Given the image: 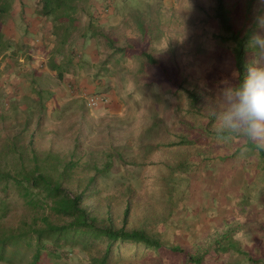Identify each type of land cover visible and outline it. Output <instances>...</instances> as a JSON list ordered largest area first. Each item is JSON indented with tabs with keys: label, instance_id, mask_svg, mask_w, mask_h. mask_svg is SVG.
Listing matches in <instances>:
<instances>
[{
	"label": "trees",
	"instance_id": "1",
	"mask_svg": "<svg viewBox=\"0 0 264 264\" xmlns=\"http://www.w3.org/2000/svg\"><path fill=\"white\" fill-rule=\"evenodd\" d=\"M14 1L0 0V13H7ZM122 1L137 6H126L130 9L126 16L131 20L130 32L104 25L113 0H41V14L53 22L51 59L40 68L34 57L25 53L21 66L15 67L12 59L6 67L5 74L10 73L17 80L32 82L29 77L33 81L37 78V86L33 88L34 101L31 98L32 104L27 105V114L20 109L22 116L0 115V264H70L78 252L84 254L85 264H165L162 251L166 250L187 255L188 264H202L206 252L193 256L179 245L168 244L169 234H175L177 228L175 212L179 203L191 201L198 186L204 196L206 192L211 194L209 200L213 204L225 199L234 209L240 207L248 218L258 222L261 235L264 234V219L258 218L264 209L260 208L264 206V151L257 153L242 139L219 143L212 133L218 94L230 86V80L226 82L219 75L211 90L202 85L205 77L191 80V74L200 71V55H209L197 50L207 37L214 44L211 55L215 63L229 55L233 85L242 82L253 59L248 41L254 30V17L264 13V8L259 6V0H186L178 10L172 9L176 26L166 29L160 15L162 0ZM85 13L93 19L92 23L98 24L96 33L104 47L105 62L111 65V76L116 78L114 89L131 116L110 119L123 126L109 129V135L123 138L124 126L130 123L127 139L134 141L128 140L124 147L135 144L140 154L143 150L147 154L154 151L160 157L156 163L143 164L158 169L159 174L151 177L158 189L146 199L138 198L130 180L122 183V194L102 195L101 177L112 170L115 162L138 165L127 159L123 150L127 148H122L121 142L110 145L102 168L94 161L84 166L89 167V172L79 174L81 158L77 152L81 148L91 154L100 150L92 134L97 122L92 120L84 98H74L72 93L57 98L55 94L62 90L60 85L70 74L72 78L76 76L80 66L83 55L79 46L84 35H74L82 32L79 15ZM212 24L216 27L208 37ZM186 30H190L192 43L182 48L181 55L196 61V65L185 66V60L177 61L180 48L170 44L166 52L172 55L167 58L157 45L172 40L169 32ZM118 55L121 60L115 62ZM210 64V60L208 64L202 59V66ZM122 65L125 67L117 71V66ZM172 66H177L176 72H169ZM0 74L4 76L3 71ZM162 76L164 79H159ZM42 77L52 80L46 83ZM72 78L67 80L70 87L74 86ZM156 80L173 84L168 93L173 91L170 97L174 102L170 97L166 98L168 103L162 101V93L157 97L152 94ZM13 83L8 86L14 88ZM7 88L0 93L4 94L1 101L15 103V96ZM69 90L76 91L73 87ZM19 91L18 96L23 99L25 95ZM70 101L79 107L59 126L63 131L57 126L45 127L44 116L66 109ZM135 111L143 113L135 116ZM35 114L36 125L32 128L31 116ZM260 192L255 200L253 196ZM223 224L226 233L212 239L211 247L222 253L242 254L248 261L245 264H260L241 250L242 241L255 239L252 225L243 223L234 228L235 220H225ZM203 233L198 231L194 236L200 238ZM220 238H225V244H219Z\"/></svg>",
	"mask_w": 264,
	"mask_h": 264
},
{
	"label": "rangeland",
	"instance_id": "2",
	"mask_svg": "<svg viewBox=\"0 0 264 264\" xmlns=\"http://www.w3.org/2000/svg\"><path fill=\"white\" fill-rule=\"evenodd\" d=\"M162 1L165 6H167V4L170 5V8L165 9L166 11L163 12V15L161 17L164 20V24H165L164 28L166 29L174 28L176 26V22H174V20L172 19V15L174 16L172 9L174 11L178 10L179 7H182V5L186 2V0H162ZM81 6L83 7L84 4H82ZM259 6L264 8V4L261 3V0H259ZM41 11H42L41 0H15L12 3L9 11H7V13L4 14L0 13V38L1 39L3 38V41L6 40V42L2 46L5 47L9 46L11 51H13L12 53L4 52L3 54L4 55L9 54L11 55V57L13 56L12 59L14 60H12L13 61L12 64L15 67L21 66L23 64V60L20 61V57L31 48L30 45H33L35 47L36 44L34 43V41L36 40L35 37L37 35L35 33V30L37 28H40L41 30L42 27L47 28L48 23L51 21L49 18L43 16L41 14ZM79 16L82 17L81 14ZM210 26H208V28L210 27V30L207 33L208 37H210L209 35L210 33H212L211 30L214 27H216L215 24H212ZM185 27L186 29H190V30L192 29V27L189 28L187 25H185ZM190 30L189 31L186 30L183 33H177L176 31L169 32V35L171 36L170 38L172 40L157 44L158 47L162 49L160 53L167 55L169 56L167 58H170L172 54L166 51L168 50V46L171 44L174 45L175 48H180V51H178V58H177L178 62L185 60V66L193 65V64L196 65V61H193L192 59L188 58L185 55L184 56L181 55L182 48H184V46L187 43H189L188 47L192 43V39H190L192 35L189 33ZM40 47H42L41 49H43L42 45ZM197 50L207 51L210 56L200 55L201 59L198 60V62H199V67H201L202 69L199 68L200 71L191 74L192 81H197L202 77H205L206 81L205 83H202V85L205 86V88H207L208 90H211V87L215 85V84L214 85L211 84L215 83L214 81L217 80L220 75V78L222 79L226 78V82L230 80L227 84L233 85L235 78L232 76L233 66L229 55L224 58L222 57L220 60H218L217 63H215L213 56L211 55L213 54L214 51V44L212 43V41L207 39V37L205 42L204 41L202 42V47ZM43 58L46 59V54ZM82 59L86 61V58L84 56L82 57ZM202 59H204V61L207 62L208 64L210 60L211 62L210 66L209 67L207 65L202 66ZM3 60L4 58L0 56V61H1L0 72L2 71L4 72V76L2 75L0 76V79L2 78L4 80L0 83L1 85L2 84L5 85L6 87L1 86L0 93L5 92L4 90L8 87V91L12 92L13 95L15 96V103L8 104L9 102H7V104H5L4 101H1V96H3L4 94H0V115L1 113H3L5 116H9L8 114H10L11 116L12 115L22 116V113L19 112L20 109H23L22 111L26 113L28 107L27 105L32 104V99L34 98L32 97L33 96L32 91L35 84L31 83L30 81L29 84L27 81L22 82L21 93H23L25 96L23 99L19 98L18 93H20V91L16 87V83H15L17 82V79L11 77L10 73L5 74L6 68H1ZM34 61H39L38 63H40L43 62V59L34 58ZM157 69L158 68H156L155 71L160 72V70L158 69L159 70L158 71ZM168 70L171 73L176 72L177 66H172ZM171 75H175V74H171ZM29 79L32 80L33 78L29 77ZM42 79L46 83H49L52 80V77H42ZM159 79H164V76L160 77ZM12 82L15 83V84L13 83L14 88L9 87L10 85H12ZM172 86L173 84L166 80L163 81L156 80L155 86L152 90V94L154 93V95H156L155 97H157L162 93L163 94L162 96L165 98V99L162 98V101L164 100V102L168 103V100L166 98H169L170 95H172L171 92L173 91H170L168 93V90L172 89ZM169 100L174 102V98L170 97ZM16 106L18 107V109L14 108ZM65 107L66 109L61 111L58 110L53 116H47V117L44 116V120H43L44 126L45 127L57 126V128L59 126L61 127L62 122L67 117L77 113L79 105L77 106L76 103H72V101H70L67 103ZM124 110H123L124 113L122 112L123 114H121L118 117L120 118L131 117L128 114L129 111L128 106L125 104H124ZM103 111L104 110L96 111V109H90L89 111L91 113V117L93 118L92 120H95L97 122L92 134L99 143L100 150H98V152H94L93 154H91L90 152L85 153L86 148H81V150L77 152L81 158V162H80L81 167L79 169V174L84 175L87 172H89L90 171L89 167H87V169H84V166L87 164H93L94 161L97 162L99 168H102L107 162L108 158L106 157V154H108V150L111 147L110 145L119 144V142H121L122 148H127V149H123L124 151H126L125 156L127 157V159L134 160V162L137 163L138 165L136 167L135 166L130 167L115 162V166L112 168V170L108 172L107 175L101 177L100 188L102 190V195L112 197L116 194H122L124 191L122 183L130 180L133 187L135 188V191L137 192L138 198L146 199L148 197H151L152 193L158 189V186H155V182L151 178V177H155V175H159L158 169L154 167H148L143 164H145L146 161L147 163H152V162L156 163L157 161H160V157L154 151L148 152L147 154L145 150H143L145 154L144 153L140 154L135 144L128 147H124V145L127 143L128 140H133V138L127 139V135H128L127 127L130 123L124 126L126 132L124 133L123 138L119 136V139L118 138L114 139L112 135H109V133L111 132L109 131V129L114 130L116 128H121L123 125H117L118 123H115V119L114 122H111L110 119L112 120L113 117H109L108 115H103L102 114ZM143 112L135 111V116L141 115ZM36 114L34 116H31L33 122L32 128H34L36 125V118H37ZM108 123H110V125L106 129V124ZM75 128L77 129V126ZM60 130L63 131V129ZM102 132H104V134H101ZM240 143L241 142H239V144ZM146 156L147 158H145ZM129 170L131 172H129ZM146 176L150 178L147 179ZM218 189L219 187L216 188V191ZM201 190H202L201 187L198 186L191 201H186V202L181 201L179 203L178 210L175 212V221L177 222V228L176 230H174L175 234L173 233L169 234L170 241L168 244L179 245L193 256H195L198 253L206 252L205 253L206 257L203 260L202 264H232V263L245 264L248 261L246 257L242 256V254H238L236 252L232 253L231 251L228 253H222V251H216L215 249H213L210 244L212 239L221 237L226 233L227 227H224L223 224L225 220L228 221L232 220V222H234L235 220L237 224L234 225V228L245 223L252 225L253 229L255 230V239L250 240L246 238L245 241H242L243 245L241 250L250 253V256L252 257L253 260L260 261V264H264V234L261 235V228L258 226V222H255L254 218H248L247 214L245 215L244 212L239 210L241 209L240 207L237 210L234 209V207L229 202H226L225 199L222 200L221 204H213L209 200L211 194L209 192H206L204 193L206 194V196H204L203 194H201ZM262 192L257 193L256 195L253 196V198L255 200L259 199ZM263 202H264V198H263ZM263 207L264 206L260 208ZM258 218L264 219V209L258 213ZM198 231L200 232L204 231L203 236H200V238L199 237L196 238L194 236V234H196V232ZM220 239L222 240V242L219 244H225V238H220ZM162 258L165 264H188L187 255L176 254L168 250L162 251ZM74 259L75 261L71 260L70 264H80V263L85 264V262H83L84 254L81 252H78L77 256ZM139 264H144V263L140 262Z\"/></svg>",
	"mask_w": 264,
	"mask_h": 264
},
{
	"label": "clouds",
	"instance_id": "3",
	"mask_svg": "<svg viewBox=\"0 0 264 264\" xmlns=\"http://www.w3.org/2000/svg\"><path fill=\"white\" fill-rule=\"evenodd\" d=\"M261 3L264 4V0H261ZM47 26V28H42L46 31L42 37H35V47L30 45L31 48L25 52L35 59H43V62L37 63V67L40 68L50 60L52 55L50 50L54 45V42H52L54 39L53 27L49 29V25ZM5 42L6 40L3 41V38H0V56L4 59H12L13 56L3 54L4 52H13L9 46H2ZM41 45L44 50L41 49ZM248 47L252 50L253 59L248 67L247 75L242 82L224 87L219 92L216 109L212 113L215 120L212 133L219 143L230 144L235 139H242L246 142V145L251 146L259 153L264 151V13L257 14L254 17V30L248 41ZM43 53L49 58L44 59L45 55H42ZM21 57L20 61L23 60L24 63L25 59ZM79 61L75 60V63ZM8 66L9 63L1 68ZM3 80L1 78L0 82ZM1 86L6 87L3 84ZM92 97H105L107 103H101L95 107L89 106V99ZM83 98L90 109H95L102 104L107 105L110 102V98L106 95L84 94ZM247 150L246 147L245 151Z\"/></svg>",
	"mask_w": 264,
	"mask_h": 264
},
{
	"label": "crops",
	"instance_id": "4",
	"mask_svg": "<svg viewBox=\"0 0 264 264\" xmlns=\"http://www.w3.org/2000/svg\"><path fill=\"white\" fill-rule=\"evenodd\" d=\"M115 3L109 13L108 16H106V19L104 21L106 25V28H113V29H124L129 32L131 31V20L127 19V11H130L127 5L130 7L133 6L135 9L137 8L136 4H125L123 3L122 0H113ZM94 2H89L88 4H91ZM96 4V3H95ZM142 3L141 5H143ZM96 6H99V3L96 4ZM88 7V6H86ZM163 8H161L162 14L163 12L166 11L165 9H169L170 5L167 4V6L163 5ZM84 8V7H83ZM82 8V9H83ZM88 13V11H87ZM85 13L82 15V17L79 18V21L81 23V26L83 27L82 32H76L75 37L84 35L80 40H81V46L80 49L82 50V55L86 58V61L81 59L80 61V66L77 68V73L76 76L72 78V75L70 74L68 78H66L64 81H62L60 87L62 88L61 91L56 93V97H61V96H67L70 93H72L74 98L82 97L84 94H93L95 92H102L104 95L110 98V102L107 105H100L99 107L95 108L96 111H103V115H108L109 117H118L121 114H123L124 110V103L121 101V99L118 97L117 92L114 89V86L116 84V78L111 76V65L107 64L105 62L106 55L104 52V47L102 43H100V39L98 37L97 27L98 24L97 22L92 23V20L89 15ZM129 14V13H128ZM102 21L101 25L104 23ZM162 25L164 26V20L161 18ZM49 29H52L53 25L52 22L50 21L48 23ZM37 28V27H34ZM43 28V27H42ZM40 30V28H37L35 30V33L37 34L36 36H41L45 34V30ZM99 28V27H98ZM80 34V35H79ZM35 35V34H34ZM42 55H45L44 53ZM120 55L115 57V62L117 60H121ZM49 57H46L48 59ZM12 59H4L2 62V66H4L7 63H10ZM119 71L121 68L125 67L124 65L122 66H117ZM116 67V68H117ZM45 73H48L53 76L54 73L48 70H44ZM100 75V76H99ZM69 77L72 78V81L74 82V86H72L76 91L72 92L69 89H72L67 83V80ZM25 80V78H24ZM17 80L16 87L19 89L22 88L21 83L24 81ZM27 81V80H25ZM34 85L33 88H36V82L37 78H34V81L31 80ZM29 84V81H27ZM54 82V81H53ZM67 83V84H66ZM69 88V89H68ZM8 90V88H7ZM17 90V92H18ZM62 102L63 100H59ZM125 111V110H124ZM123 112V113H122ZM108 118V117H106Z\"/></svg>",
	"mask_w": 264,
	"mask_h": 264
},
{
	"label": "built area",
	"instance_id": "5",
	"mask_svg": "<svg viewBox=\"0 0 264 264\" xmlns=\"http://www.w3.org/2000/svg\"><path fill=\"white\" fill-rule=\"evenodd\" d=\"M101 103H107V98L105 97H92L89 99V106L95 107Z\"/></svg>",
	"mask_w": 264,
	"mask_h": 264
}]
</instances>
